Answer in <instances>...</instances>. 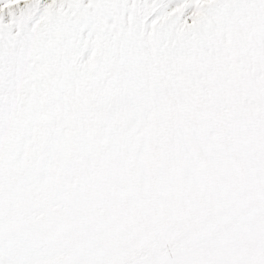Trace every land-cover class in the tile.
I'll return each mask as SVG.
<instances>
[{"label":"snow or ice","instance_id":"obj_1","mask_svg":"<svg viewBox=\"0 0 264 264\" xmlns=\"http://www.w3.org/2000/svg\"><path fill=\"white\" fill-rule=\"evenodd\" d=\"M0 264H264V0H0Z\"/></svg>","mask_w":264,"mask_h":264}]
</instances>
